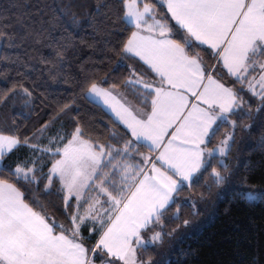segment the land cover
Listing matches in <instances>:
<instances>
[{"label": "snow or ice", "instance_id": "obj_1", "mask_svg": "<svg viewBox=\"0 0 264 264\" xmlns=\"http://www.w3.org/2000/svg\"><path fill=\"white\" fill-rule=\"evenodd\" d=\"M65 11L48 0L0 4V45L31 41L54 53L40 56L51 83L42 71L0 88V109L22 96L48 116L29 126L0 114V264H154L141 250L214 205L204 190L220 197L236 181L255 196L246 184L253 165L240 175L229 153L237 129L264 124V0H94L71 25L115 57L103 76L63 73ZM119 68L127 75L112 76ZM81 98L102 101L120 131L90 127Z\"/></svg>", "mask_w": 264, "mask_h": 264}, {"label": "trees", "instance_id": "obj_2", "mask_svg": "<svg viewBox=\"0 0 264 264\" xmlns=\"http://www.w3.org/2000/svg\"><path fill=\"white\" fill-rule=\"evenodd\" d=\"M20 2H24V0H20ZM27 2L34 4L37 3V0H27ZM48 2L50 4L54 2L61 9L66 10L61 19V23L66 29L65 35L68 37L63 73L75 77L81 71L94 73L97 76H103L110 72L115 57L106 56L103 45L90 47L92 39L88 34L90 30L86 26H81L83 30H75V26L71 25L72 14L83 16L87 5L94 3V0H48ZM3 3H7V0H0V4ZM56 35L59 37L61 33L57 31ZM50 54L54 55L47 44L34 45L31 41H25L20 47L0 45V88L11 86L14 80L27 79L28 83H31L33 79L39 80L42 71L44 79L51 83V77L43 69V61L40 59L41 55L47 57ZM124 63L134 64L136 61L126 59ZM29 65L36 69L30 75L27 72ZM121 72L127 75L124 68L111 72V75L119 76ZM5 76L9 77L7 81H5ZM64 87H69V85H64ZM44 91L43 87L38 88L37 94ZM49 91H62V89H49ZM127 97L134 104L136 103V98L131 90L128 91ZM52 98L49 97V99ZM23 99L22 96L15 97V107L9 111L13 104V101H9V105L0 109V114L8 111L10 117L16 116L22 120V123H27L29 126L35 124L39 116H42L43 119L48 118L47 114L41 111L44 105L40 104L39 99L35 101L36 107L31 111L23 106ZM78 103L81 115L90 127L99 129L101 133L106 134L104 125L107 124L109 129L116 127V131H120V128L112 123L114 116L99 102L94 99L81 98ZM226 129L227 126L222 125L221 133H218L217 138ZM262 135H264V124L260 121H257L250 132L242 133L237 129L236 143L233 144L232 151L229 153L233 163L239 157L240 175H244L245 163L253 165L250 169L252 178L246 184L257 190L256 197L249 200L244 194V185L236 181L219 190L220 197L216 196L218 190L215 186L210 191L204 190L208 191L209 202L215 201L214 205L202 204L199 214L190 218L193 223L189 227L182 228L171 238L165 236L161 243L154 246L149 244L146 249H142L145 259L151 257L154 264H264V191H260L264 189V167L260 163L264 161ZM144 150L146 151V149ZM193 191L198 194L201 189L196 188ZM186 194L187 189L180 193L181 196ZM226 207L230 209L227 212L225 211ZM50 211L55 212L59 217L56 208L50 207ZM188 211L189 209L185 207L181 215L182 220L189 218ZM178 223L180 221L170 223L169 229Z\"/></svg>", "mask_w": 264, "mask_h": 264}, {"label": "crops", "instance_id": "obj_3", "mask_svg": "<svg viewBox=\"0 0 264 264\" xmlns=\"http://www.w3.org/2000/svg\"><path fill=\"white\" fill-rule=\"evenodd\" d=\"M95 100V99H94ZM95 101H97V102H99L106 110H108L109 112H110V110H109V108L107 107V106H105L104 104H103V102L102 101H100V100H95ZM111 113V112H110ZM112 114V113H111ZM113 115V114H112Z\"/></svg>", "mask_w": 264, "mask_h": 264}, {"label": "rangeland", "instance_id": "obj_4", "mask_svg": "<svg viewBox=\"0 0 264 264\" xmlns=\"http://www.w3.org/2000/svg\"><path fill=\"white\" fill-rule=\"evenodd\" d=\"M128 98V97H127ZM128 101L130 102V103H132V104H134L129 98H128ZM0 163H3V161H0ZM256 197V194H255V196H254V198ZM151 244V243H150ZM91 254V253H90Z\"/></svg>", "mask_w": 264, "mask_h": 264}]
</instances>
